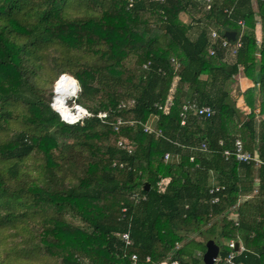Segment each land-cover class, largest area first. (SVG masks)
<instances>
[{
    "label": "trees",
    "instance_id": "1",
    "mask_svg": "<svg viewBox=\"0 0 264 264\" xmlns=\"http://www.w3.org/2000/svg\"><path fill=\"white\" fill-rule=\"evenodd\" d=\"M256 2L258 13L252 0L209 9L204 0H0V264H133V255L137 264H200L208 241L225 256L238 237L246 252L236 263L264 264V0ZM240 21L238 55L211 56V31L239 35ZM240 74L254 82L242 106L227 88ZM64 77L94 118L62 120L53 98ZM168 99L167 112L155 109ZM188 102L213 115L184 111ZM153 115L159 136L130 125ZM237 136L258 169L223 155ZM255 170L258 193L237 207ZM217 185L225 189L210 195ZM124 233L132 247L122 246Z\"/></svg>",
    "mask_w": 264,
    "mask_h": 264
},
{
    "label": "built area",
    "instance_id": "2",
    "mask_svg": "<svg viewBox=\"0 0 264 264\" xmlns=\"http://www.w3.org/2000/svg\"><path fill=\"white\" fill-rule=\"evenodd\" d=\"M205 4H206V8L209 9L212 5H213V0H204ZM257 29L259 27H261L260 25V21L257 20ZM239 25L241 27V32L237 36L234 42L229 41L225 36H223L221 33H219L218 30L213 29L211 31L210 37L214 43V45L216 46V48H210V55L214 56L216 53V50H222L224 52V54H227L228 56L234 58L238 55L239 50L242 48V37L244 34V31L246 29V25L243 21L239 22ZM256 29V31H257ZM260 29V28H259ZM144 68H146V66H144ZM56 88V87H55ZM55 93H56V89H55ZM56 97V94H55ZM73 98V97H72ZM54 102H55V98H54ZM133 103V102H132ZM173 103L171 99H168L164 104H157L155 106V109H157L159 112H167L171 107H172ZM80 109H83L84 111H80ZM73 114H75L74 116L76 118L75 123H69L66 122L65 119H62L64 122H66L67 124H77L80 123L86 119H91L94 118V115L89 112L87 109L75 104L71 107L70 109ZM192 110L194 113L195 112H199V114L201 116H207L210 117L211 115H213V110L210 107H204L202 109H199L195 104H193L192 102H188L186 104V106L184 107V111H189ZM61 114V113H60ZM62 117V116H61ZM106 117L107 114L106 113H99L97 115V118L100 119L101 122L105 123L106 122ZM152 118L155 119V121L158 120V115H153ZM130 125H140L143 128V131L145 133L148 134H157V136H159V132L156 131L155 127L151 126L149 123H142L140 121H133L130 122ZM222 144V142H221ZM119 147L121 149H126V145L122 142L119 141L118 143ZM198 151L205 153L207 152V147L205 144H202L200 146V148L197 149ZM226 159L228 157H230L231 155L234 156L235 161H237L238 163H243L246 165H252L254 168H258L261 164L262 161L260 159H258L257 155L255 153L246 151L244 149L243 146V141L241 139L240 136H237L234 139V148L233 150H225L224 154H223ZM170 159V155L166 154L165 155V162H168ZM191 162L194 161V157H191ZM228 160V159H227ZM225 188L223 186H213L210 190V195H215L220 193L221 191H223ZM219 203V197H214L211 200V204H217ZM239 206V203L237 204V207ZM236 208V207H234ZM121 242H122V246L125 248H129L132 247L134 245L133 241L131 240V236L130 233H124L121 235ZM226 247L228 249V253L225 256H221V254L215 259L214 264H238L236 263V258L241 255L242 253H244L246 251V248L244 247L241 239L238 237L237 239H232L229 240L226 243ZM177 248H180L179 246H177ZM200 256V254H199ZM132 261L133 264H137L138 263V257L137 255H133L132 256ZM146 262L149 263L151 262L150 257H147ZM160 264H168V262H162ZM172 264H178L177 261L173 262Z\"/></svg>",
    "mask_w": 264,
    "mask_h": 264
},
{
    "label": "rangeland",
    "instance_id": "3",
    "mask_svg": "<svg viewBox=\"0 0 264 264\" xmlns=\"http://www.w3.org/2000/svg\"><path fill=\"white\" fill-rule=\"evenodd\" d=\"M257 0H252V2H253V5H254V7H255V12L256 13H258V9H257V2H256ZM257 20H259V18H257ZM256 35H257V39H258V41L260 42L261 40H262V32H261V27H260V29L258 28L257 29V31H256ZM227 57V59H229L230 57L229 56H226ZM232 58V57H231ZM232 59H234V58H232ZM60 79V78H59ZM242 79H244V77H243V75L242 74H240V75H238V76H236L235 78H234V80H233V82H231V83H229L228 85H227V88L229 89V92H230V96H231V98L234 100V101H237L236 103L238 104L239 102V100L241 99V94H242V92H244L246 89H244V87H245V85L242 83V85H243V88L241 87V85L239 84V82L241 83L242 82ZM239 81V82H238ZM250 85V84H249ZM56 87V83H55V86H54V93H55V88ZM77 92H78V90H77ZM77 92L73 95V96H71V98H69L66 102H65V104H67V102L69 101V103L67 104V106L68 107H70V109H71V107L73 106V105H75L74 104V99H72V97H75L76 96V94H77ZM233 96V97H232ZM243 96V95H242ZM57 98V97H56ZM243 98V97H242ZM58 99V98H57ZM240 103H242V99H241V101H240ZM53 106H54V108L56 107V104H55V102H54V98H53ZM58 104H59V99H58ZM255 176H257L258 174H257V172H256V170H255V174H254ZM247 201H250V199H248ZM246 201V202H247ZM241 205V204H240ZM239 205V206H240ZM242 206H244V205H242ZM231 216H235V215H232L231 214ZM187 236L190 238V239H195V240H199V241H201V239L202 238H200L197 234H195V233H193V232H191V233H189V234H187ZM179 247H181L180 245H179ZM199 257V256H198ZM167 262V261H166ZM85 264H90V262H85Z\"/></svg>",
    "mask_w": 264,
    "mask_h": 264
},
{
    "label": "bare ground",
    "instance_id": "4",
    "mask_svg": "<svg viewBox=\"0 0 264 264\" xmlns=\"http://www.w3.org/2000/svg\"><path fill=\"white\" fill-rule=\"evenodd\" d=\"M76 93V83L72 77H64L61 81L56 85V97L59 99V104L55 107V109L61 113V108L70 109V107L65 104V102L71 98ZM75 114L72 112L69 113V116L72 117ZM77 117V116H76Z\"/></svg>",
    "mask_w": 264,
    "mask_h": 264
},
{
    "label": "crops",
    "instance_id": "5",
    "mask_svg": "<svg viewBox=\"0 0 264 264\" xmlns=\"http://www.w3.org/2000/svg\"><path fill=\"white\" fill-rule=\"evenodd\" d=\"M184 20L186 21V22H189V17L188 16H185L184 17ZM260 28V27H259ZM239 82V81H238ZM242 83L245 85V87H244V89H247V88H249V87H252L253 85H254V82L252 81V80H247V79H242V82L240 83L239 82V84L241 85V87L243 88V85H242ZM250 84V85H249ZM233 97V96H232ZM241 99H242V103H240V101H241V99L238 101L239 103H238V106H242L243 105V96H242V94H241ZM237 102V101H236ZM148 123L151 125V126H153L154 127V124L156 123V121H155V119L154 118H150V120L148 121ZM254 185H253V191L251 192V193H246V194H244L242 197H241V199L239 200V205L241 204H243V203H245L248 199H252L254 196H255V194L256 193H258V189H259V184H260V182H259V179H258V177L257 176H255L254 175ZM212 184H215V181L214 180H212ZM236 217V216H235ZM199 255V254H198Z\"/></svg>",
    "mask_w": 264,
    "mask_h": 264
},
{
    "label": "water",
    "instance_id": "6",
    "mask_svg": "<svg viewBox=\"0 0 264 264\" xmlns=\"http://www.w3.org/2000/svg\"><path fill=\"white\" fill-rule=\"evenodd\" d=\"M224 36L231 42H234L237 36L236 32L227 31ZM148 187V185H147ZM221 248L213 241L206 243V252L204 253L200 264H214L215 259L220 255Z\"/></svg>",
    "mask_w": 264,
    "mask_h": 264
},
{
    "label": "clouds",
    "instance_id": "7",
    "mask_svg": "<svg viewBox=\"0 0 264 264\" xmlns=\"http://www.w3.org/2000/svg\"><path fill=\"white\" fill-rule=\"evenodd\" d=\"M55 94L56 93H54V98H55ZM69 102V101H68ZM68 102H67V104H68ZM55 109V108H54ZM56 110V109H55ZM57 111V110H56ZM70 109H67V108H61V114H60V112H58L59 114H60V116H62L61 118L62 119H65L66 120V122H69V123H75V121H76V118L77 117H75V116H72V117H70L69 116V113H70ZM80 111H84L83 109H80ZM254 169H258V168H254ZM217 186H219V185H217ZM226 243L227 242H225L224 243V246L226 245ZM227 248V247H226ZM246 252V251H245Z\"/></svg>",
    "mask_w": 264,
    "mask_h": 264
}]
</instances>
